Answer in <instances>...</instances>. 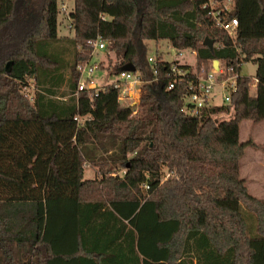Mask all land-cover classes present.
Here are the masks:
<instances>
[{
  "label": "trees",
  "instance_id": "obj_1",
  "mask_svg": "<svg viewBox=\"0 0 264 264\" xmlns=\"http://www.w3.org/2000/svg\"><path fill=\"white\" fill-rule=\"evenodd\" d=\"M208 1L74 0V35L59 38L58 0H0V264H264V200L241 176L258 146L240 141L243 121L264 122V0H232L233 38L206 20ZM98 37L110 74L132 64L142 81L135 115L120 81L78 92ZM145 40L195 51L199 71L232 69L230 104L187 115L167 63L143 85Z\"/></svg>",
  "mask_w": 264,
  "mask_h": 264
},
{
  "label": "built area",
  "instance_id": "obj_2",
  "mask_svg": "<svg viewBox=\"0 0 264 264\" xmlns=\"http://www.w3.org/2000/svg\"><path fill=\"white\" fill-rule=\"evenodd\" d=\"M204 8L208 11L206 15L207 21H213L216 27L225 31L232 38L236 35L239 22L237 18L230 16L234 8L232 0H226L221 3L216 2V0H209ZM89 45L93 48V55L98 51H105L107 49V43L101 37L89 42ZM192 54L196 56L195 51H192ZM177 55L178 58H181L183 56L182 51H178ZM147 60L152 68L153 77L143 82V85L160 82V64H169V68L166 72V78L169 79L166 90L172 91L178 85H184L183 90L185 93L182 98L184 102V112L192 117H200L203 110L207 108L228 106L231 102L232 94L238 89L237 81L239 75L231 74L230 72H232V69L227 70L225 67H222L220 63L217 70L213 66L210 71H206L204 68H201L199 71L197 69V59L194 68L186 61L182 62L180 59L173 62L166 61L162 58H148ZM95 70H98L96 62L89 63L80 68L82 78L79 82L78 92H82L86 89L98 91L91 81ZM188 76H190V80L186 82ZM119 79V81L124 84V87L121 89L118 101L122 105L137 107L134 101H140L142 93V81L139 75L122 72ZM136 113L137 110L133 112V115ZM142 190H148V186H142Z\"/></svg>",
  "mask_w": 264,
  "mask_h": 264
},
{
  "label": "rangeland",
  "instance_id": "obj_3",
  "mask_svg": "<svg viewBox=\"0 0 264 264\" xmlns=\"http://www.w3.org/2000/svg\"><path fill=\"white\" fill-rule=\"evenodd\" d=\"M58 3L60 9L58 36L59 38H72L74 32L70 28L69 15L74 7V0H58ZM142 44L145 49L146 59L162 58L169 62H173L180 59L182 62L186 61L188 64L191 65L192 68L195 67L196 56L192 54L191 50H183V56L181 58H178V51L174 49L166 40H145ZM115 60L116 57L114 53L108 51H98L96 54L93 55L92 62H96L98 66L100 63L104 64V69L95 70L91 79L97 89L105 85L116 83L120 80L118 75H112L107 70L109 63L114 62ZM256 71L257 66L253 62L243 63L241 68V75L245 77L254 78L256 75ZM24 93L27 94L30 98H33V85L24 89ZM252 95H255V89L252 90ZM139 104L140 101L137 105V111ZM232 116L233 112H231L230 114H218L215 116V118L217 120H228L231 119ZM248 140H253V142L256 146H258V148L250 147L246 150L245 156L242 159L241 176L249 182V189L251 193L259 199H264V173L263 169L260 167V165L264 163V122L259 123L255 126H253L252 121H243L241 123L240 141L246 142ZM96 176L97 169H93L90 167L86 168V179H93ZM166 178H168V174L166 175Z\"/></svg>",
  "mask_w": 264,
  "mask_h": 264
},
{
  "label": "water",
  "instance_id": "obj_4",
  "mask_svg": "<svg viewBox=\"0 0 264 264\" xmlns=\"http://www.w3.org/2000/svg\"><path fill=\"white\" fill-rule=\"evenodd\" d=\"M204 44L207 47H209L211 50H213V48H214V42L212 40L206 39L204 41ZM213 63H214L213 64L214 68L215 69H218L219 68V61L216 60ZM11 65H12V63H8V65L6 67V72H10ZM122 71L123 72H128V73H135L136 72V69H135V67L132 64H128V65H126L125 67L122 68Z\"/></svg>",
  "mask_w": 264,
  "mask_h": 264
},
{
  "label": "crops",
  "instance_id": "obj_5",
  "mask_svg": "<svg viewBox=\"0 0 264 264\" xmlns=\"http://www.w3.org/2000/svg\"><path fill=\"white\" fill-rule=\"evenodd\" d=\"M101 88V87H100ZM138 103H139V100H135L134 101V104L137 106L138 105ZM254 126V125H253ZM260 167L263 169V173H264V163L263 164H261L260 165ZM241 172H242V166H241ZM245 179V178H244ZM247 186H248V189H249V182L247 181ZM249 192L251 193V191H250V189H249ZM251 195H253L252 193H251ZM254 196V195H253ZM255 197V196H254ZM261 199V198H260ZM264 200V199H263Z\"/></svg>",
  "mask_w": 264,
  "mask_h": 264
}]
</instances>
